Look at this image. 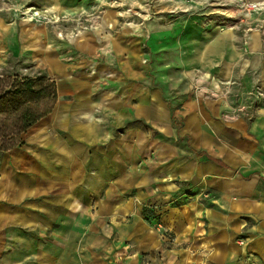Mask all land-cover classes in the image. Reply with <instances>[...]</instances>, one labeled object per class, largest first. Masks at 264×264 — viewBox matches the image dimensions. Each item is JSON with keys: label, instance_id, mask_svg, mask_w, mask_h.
Listing matches in <instances>:
<instances>
[{"label": "crops", "instance_id": "crops-1", "mask_svg": "<svg viewBox=\"0 0 264 264\" xmlns=\"http://www.w3.org/2000/svg\"><path fill=\"white\" fill-rule=\"evenodd\" d=\"M220 61L204 87L237 70L264 90L260 32ZM158 87L36 125L1 172L0 264H264V107L232 117L197 92L177 109Z\"/></svg>", "mask_w": 264, "mask_h": 264}, {"label": "rangeland", "instance_id": "rangeland-1", "mask_svg": "<svg viewBox=\"0 0 264 264\" xmlns=\"http://www.w3.org/2000/svg\"><path fill=\"white\" fill-rule=\"evenodd\" d=\"M256 32L264 37V0H0V95L18 77L45 74L57 85L53 112L145 85L163 86L177 109L197 92L227 98L234 117L264 107L256 78L233 70L217 90L201 80L207 84L222 56L234 57V44ZM15 119L0 115V141ZM36 125L21 136L23 146L0 151V177L29 148Z\"/></svg>", "mask_w": 264, "mask_h": 264}, {"label": "trees", "instance_id": "trees-1", "mask_svg": "<svg viewBox=\"0 0 264 264\" xmlns=\"http://www.w3.org/2000/svg\"><path fill=\"white\" fill-rule=\"evenodd\" d=\"M57 101L56 82L47 75L16 78L9 89L0 95V115H13L16 118L12 126H6L7 134L0 141V151L7 152L23 146L21 136L48 117Z\"/></svg>", "mask_w": 264, "mask_h": 264}, {"label": "built area", "instance_id": "built-area-1", "mask_svg": "<svg viewBox=\"0 0 264 264\" xmlns=\"http://www.w3.org/2000/svg\"><path fill=\"white\" fill-rule=\"evenodd\" d=\"M250 7H251V10H255L258 8L257 4H252Z\"/></svg>", "mask_w": 264, "mask_h": 264}]
</instances>
